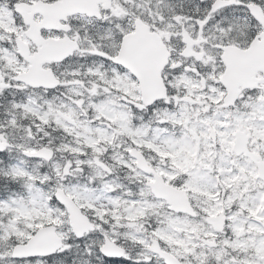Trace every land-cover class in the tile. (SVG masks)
Listing matches in <instances>:
<instances>
[{"label": "snow or ice", "instance_id": "obj_1", "mask_svg": "<svg viewBox=\"0 0 264 264\" xmlns=\"http://www.w3.org/2000/svg\"><path fill=\"white\" fill-rule=\"evenodd\" d=\"M0 264H264V0H0Z\"/></svg>", "mask_w": 264, "mask_h": 264}]
</instances>
